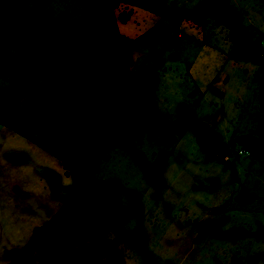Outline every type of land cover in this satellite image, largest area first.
<instances>
[{
	"label": "rangeland",
	"instance_id": "374dc122",
	"mask_svg": "<svg viewBox=\"0 0 264 264\" xmlns=\"http://www.w3.org/2000/svg\"><path fill=\"white\" fill-rule=\"evenodd\" d=\"M202 1L159 0L190 10ZM228 1L248 48L264 47V0ZM0 3L31 27L89 29L120 94L146 79V38L157 34L169 46L155 97L161 119L192 117L226 144L212 158L192 130L155 136L132 122L113 135L80 85L85 69L57 76L0 38V264H264V159L238 141L264 144V75L229 58L221 22L162 19L143 4ZM31 113L38 121L26 126Z\"/></svg>",
	"mask_w": 264,
	"mask_h": 264
},
{
	"label": "trees",
	"instance_id": "16d2710c",
	"mask_svg": "<svg viewBox=\"0 0 264 264\" xmlns=\"http://www.w3.org/2000/svg\"><path fill=\"white\" fill-rule=\"evenodd\" d=\"M99 6L115 11L121 4L149 6L162 19L189 21L202 25L208 18L221 22L229 31L231 51L229 58L237 62L253 63L261 67L264 75V47L248 48V29L244 18L235 11L228 0H204L194 9H186L175 3L165 8L159 0H89ZM127 18L122 19L127 22ZM7 36L25 59L45 62L52 66L55 75L68 74L77 69H85L80 85L95 94V100L105 125L113 135L130 130L136 123L155 136H183L192 130L201 151L216 158L225 150L222 136L210 127L185 117L174 121L161 119L155 97L159 82L158 72H149L145 86L132 94L118 93L112 87L111 77L116 68L101 55L100 49L91 45L93 33L83 27H73L68 31L46 26L31 27L23 20L11 15L0 3V38ZM2 43H0V51ZM264 110V79L260 94ZM40 117V116H39ZM41 118V117H40ZM103 124L91 123L90 131L98 134ZM253 157L264 159V144L253 137L238 139ZM78 214L82 212L78 209ZM70 235L71 232L67 231ZM70 245L71 242L67 241Z\"/></svg>",
	"mask_w": 264,
	"mask_h": 264
},
{
	"label": "crops",
	"instance_id": "0c3cea01",
	"mask_svg": "<svg viewBox=\"0 0 264 264\" xmlns=\"http://www.w3.org/2000/svg\"><path fill=\"white\" fill-rule=\"evenodd\" d=\"M156 35L157 34H155V37L149 35V37L147 36L146 38L147 39V53L149 54V57L147 55V73L154 72V71L159 72V67H161V71L159 72V82H160L161 73L164 71L165 65H166L164 56L167 53L169 46L162 38H159ZM162 55H163V59H161ZM159 59H160V62H163V63H160V66H158ZM144 81H142V83L140 84L139 90L145 86Z\"/></svg>",
	"mask_w": 264,
	"mask_h": 264
},
{
	"label": "water",
	"instance_id": "95a60500",
	"mask_svg": "<svg viewBox=\"0 0 264 264\" xmlns=\"http://www.w3.org/2000/svg\"><path fill=\"white\" fill-rule=\"evenodd\" d=\"M37 121H38L37 116H35L32 113L31 114H27L26 118H25V125L29 126V125H32L34 123H37Z\"/></svg>",
	"mask_w": 264,
	"mask_h": 264
}]
</instances>
